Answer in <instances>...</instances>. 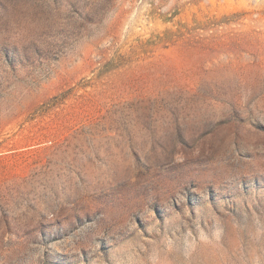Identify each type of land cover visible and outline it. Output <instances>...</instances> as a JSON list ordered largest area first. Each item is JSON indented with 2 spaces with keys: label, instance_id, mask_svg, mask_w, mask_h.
I'll return each mask as SVG.
<instances>
[{
  "label": "rangeland",
  "instance_id": "rangeland-1",
  "mask_svg": "<svg viewBox=\"0 0 264 264\" xmlns=\"http://www.w3.org/2000/svg\"><path fill=\"white\" fill-rule=\"evenodd\" d=\"M0 264H264V0H0Z\"/></svg>",
  "mask_w": 264,
  "mask_h": 264
}]
</instances>
